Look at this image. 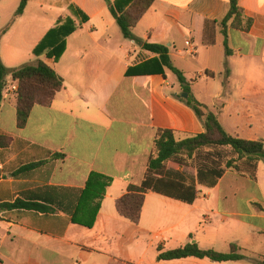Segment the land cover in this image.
I'll use <instances>...</instances> for the list:
<instances>
[{
  "label": "crops",
  "instance_id": "crops-1",
  "mask_svg": "<svg viewBox=\"0 0 264 264\" xmlns=\"http://www.w3.org/2000/svg\"><path fill=\"white\" fill-rule=\"evenodd\" d=\"M20 1L0 0V20L15 15ZM239 3L253 26L244 32L229 24L227 55L220 24L227 0H155L134 28L138 43L117 37L107 0L28 2L1 38L7 68L36 60L34 49L70 9L88 21L76 20L58 62L39 58L64 79V88L50 107L35 106L24 128L17 124L18 83L8 79L0 135L11 141L0 149V204L36 208L0 214V264H252L157 260L159 248L190 241L222 253L236 244L249 258H264V194H247L249 179L237 173H226L214 189L199 186L193 204L149 192L138 225L116 209L128 186L144 179L158 131L172 130L178 139L204 132L178 98L177 77L159 71L158 56L144 51L145 43L169 48L194 97L229 134L264 140V0ZM94 173L111 180L104 193H86Z\"/></svg>",
  "mask_w": 264,
  "mask_h": 264
},
{
  "label": "trees",
  "instance_id": "trees-1",
  "mask_svg": "<svg viewBox=\"0 0 264 264\" xmlns=\"http://www.w3.org/2000/svg\"><path fill=\"white\" fill-rule=\"evenodd\" d=\"M30 0H21L14 15V19L2 31L1 38L9 30L16 18L22 16ZM155 0H107L110 13L116 20L125 39L139 42L133 34L134 28L142 16L152 7ZM229 11L221 21L222 34L225 37L226 54L231 55L228 48V26L234 29L249 32L253 20L246 17L239 0H227ZM76 20L81 23L88 21V17L80 11L70 9V15L60 17L57 25L52 28L43 40L34 49L36 60L17 68H7L0 58V108L4 100V92L8 79L18 83L16 92L17 124L24 128L35 106L50 107L58 92L64 88V79L43 60L58 62L66 50V39L76 29ZM210 22L206 23L208 27ZM144 51L153 53L163 73V67L171 70L177 77L181 91L189 95V99L178 98L190 107L203 123L204 132L192 137L178 139L172 130H160L155 139L153 154L149 159L144 179L140 184H130L126 193L116 203L119 215L133 224L138 225L141 220L142 209L146 194L157 193L186 204H193L198 197V187L214 189L228 172L240 174L256 180L258 164L264 161V140L250 141L229 134L222 126L218 116L200 103L192 94L190 84L182 71L175 68L170 59V50L165 45L145 43ZM229 73L227 72V75ZM10 139L0 135V149L10 144ZM173 165L175 168H169ZM194 167L195 176L188 179L180 172L182 168ZM110 179L98 174H92L87 184L86 193L92 189L104 193L110 184ZM96 195V194H95ZM35 209V205L22 202L14 204H0V214L14 209ZM100 205L96 208V213ZM96 213L86 226L91 227ZM209 259L213 262L249 261L252 264H264V258L254 259L242 253V249L231 244L226 253L212 249L203 250L197 243H188L178 249L162 251L159 248L158 261H173L186 258Z\"/></svg>",
  "mask_w": 264,
  "mask_h": 264
},
{
  "label": "rangeland",
  "instance_id": "rangeland-1",
  "mask_svg": "<svg viewBox=\"0 0 264 264\" xmlns=\"http://www.w3.org/2000/svg\"><path fill=\"white\" fill-rule=\"evenodd\" d=\"M56 11L57 10H55V13L53 11L54 14L53 15H50L49 21H51L52 18L56 15ZM11 16H7L6 18L4 17L3 19L0 20V28L1 29L8 24L7 22L11 19ZM13 18H14V15L12 16V19ZM26 21L29 22L30 19H28V20L26 19ZM118 35L119 36H117V37H123V36H120L121 35V32H120L119 28H118ZM17 91H18V87H17ZM261 163H262L261 164V171H260L259 175L257 176V179L256 180H251L249 177H247L249 179V184L251 185V188H248L245 191L247 194H256V195L257 194H264V161H262ZM169 168H175L176 169V167L173 166V165H169ZM180 172L183 173L188 179H191L196 174L193 166H190L188 168H182V169H180ZM227 191L228 192H231L230 189H227ZM189 243H193V242L190 241Z\"/></svg>",
  "mask_w": 264,
  "mask_h": 264
},
{
  "label": "water",
  "instance_id": "water-1",
  "mask_svg": "<svg viewBox=\"0 0 264 264\" xmlns=\"http://www.w3.org/2000/svg\"><path fill=\"white\" fill-rule=\"evenodd\" d=\"M181 97H182L183 99H185V100H188V99H189V95H188V93H186V92H183V93L181 94Z\"/></svg>",
  "mask_w": 264,
  "mask_h": 264
},
{
  "label": "built area",
  "instance_id": "built-area-1",
  "mask_svg": "<svg viewBox=\"0 0 264 264\" xmlns=\"http://www.w3.org/2000/svg\"><path fill=\"white\" fill-rule=\"evenodd\" d=\"M14 91H17V87H16V88H14Z\"/></svg>",
  "mask_w": 264,
  "mask_h": 264
}]
</instances>
